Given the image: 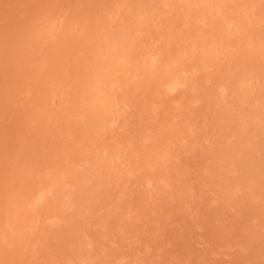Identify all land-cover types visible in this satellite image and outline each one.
Here are the masks:
<instances>
[{"label":"bare ground","instance_id":"1","mask_svg":"<svg viewBox=\"0 0 264 264\" xmlns=\"http://www.w3.org/2000/svg\"><path fill=\"white\" fill-rule=\"evenodd\" d=\"M0 264H264V0H0Z\"/></svg>","mask_w":264,"mask_h":264}]
</instances>
